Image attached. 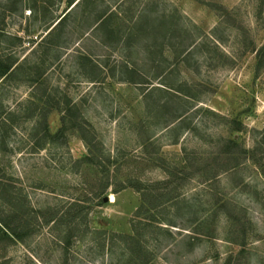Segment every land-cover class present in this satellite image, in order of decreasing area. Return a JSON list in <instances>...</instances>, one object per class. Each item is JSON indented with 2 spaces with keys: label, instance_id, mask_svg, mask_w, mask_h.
<instances>
[{
  "label": "rangeland",
  "instance_id": "1",
  "mask_svg": "<svg viewBox=\"0 0 264 264\" xmlns=\"http://www.w3.org/2000/svg\"><path fill=\"white\" fill-rule=\"evenodd\" d=\"M93 1L0 0V264H264V0Z\"/></svg>",
  "mask_w": 264,
  "mask_h": 264
},
{
  "label": "trees",
  "instance_id": "2",
  "mask_svg": "<svg viewBox=\"0 0 264 264\" xmlns=\"http://www.w3.org/2000/svg\"><path fill=\"white\" fill-rule=\"evenodd\" d=\"M20 1V0H15ZM88 3L93 5L94 1L93 0H65V11H63L59 16H57L55 19H52L44 28V32L45 35L44 37H42L40 39V41L37 43V45L39 46L40 44H43L44 42H46L47 40H49L56 32H61L64 27H65V23L67 22L68 18L70 17V15L80 6H82V4L84 3ZM31 10V9H29ZM32 13V10H31ZM30 13V14H31ZM98 21V20H97ZM180 33V32H179ZM184 37H188L189 34L187 31L184 30V32H182ZM179 35V36H180ZM18 40H20V38H17ZM185 40L181 41V44L184 43ZM36 45V46H37ZM187 49V48H186ZM185 49V50H186ZM190 52L189 49H187L185 52V55H188V53ZM259 52H257L258 54ZM85 60L89 61L88 57H83ZM82 58V59H83ZM25 59V58H24ZM23 61V59L21 60ZM19 67V64H17L16 62H13L10 58H8L6 61L2 60L0 58V80H4L6 79L8 76L12 75V73L17 70ZM131 73L135 74L133 70H131ZM4 78V79H3ZM76 108L74 107H68L67 106V110L66 113L71 112L72 110H75ZM44 111L41 112V116L42 117V122H43V131H44V135H43V139H49L52 141L57 140L58 138L63 137L64 131L65 129V118H63V123L64 126H62L57 132L56 135L54 136H50L49 132H48V128H47V124H46V114L43 113ZM182 116L179 115L175 118V121L179 120ZM74 125V124H73ZM76 126V125H74ZM4 177V176H3ZM2 179V178H1ZM0 234L2 237V240L5 242H12L13 240H19L21 239L19 234L13 230L9 224H7L5 221H3L2 219H0Z\"/></svg>",
  "mask_w": 264,
  "mask_h": 264
}]
</instances>
